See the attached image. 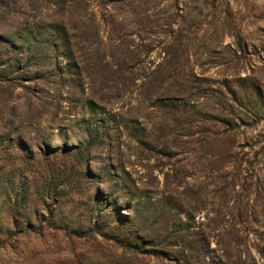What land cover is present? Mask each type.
Returning a JSON list of instances; mask_svg holds the SVG:
<instances>
[{"label":"rangeland","instance_id":"374dc122","mask_svg":"<svg viewBox=\"0 0 264 264\" xmlns=\"http://www.w3.org/2000/svg\"><path fill=\"white\" fill-rule=\"evenodd\" d=\"M0 264H264V0H0Z\"/></svg>","mask_w":264,"mask_h":264},{"label":"trees","instance_id":"16d2710c","mask_svg":"<svg viewBox=\"0 0 264 264\" xmlns=\"http://www.w3.org/2000/svg\"><path fill=\"white\" fill-rule=\"evenodd\" d=\"M109 237L110 238H112L113 240H115V241H117V240H119V242H122L123 241V243L124 244H132L131 242H132V240L131 239H129L128 237H126V235L125 234H121V233H119V231H117V232H115V233H111V234H109ZM122 240V241H121ZM134 242H135V240H133ZM122 243V244H123ZM134 244V243H133Z\"/></svg>","mask_w":264,"mask_h":264}]
</instances>
